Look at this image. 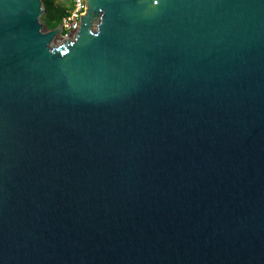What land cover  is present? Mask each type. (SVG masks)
Listing matches in <instances>:
<instances>
[{
    "label": "water",
    "instance_id": "95a60500",
    "mask_svg": "<svg viewBox=\"0 0 264 264\" xmlns=\"http://www.w3.org/2000/svg\"><path fill=\"white\" fill-rule=\"evenodd\" d=\"M42 15L0 0V264H264V0Z\"/></svg>",
    "mask_w": 264,
    "mask_h": 264
},
{
    "label": "built area",
    "instance_id": "2783aa9c",
    "mask_svg": "<svg viewBox=\"0 0 264 264\" xmlns=\"http://www.w3.org/2000/svg\"><path fill=\"white\" fill-rule=\"evenodd\" d=\"M59 3L65 4L66 11L61 17L57 29V36L65 40H72L78 31L81 18L86 11V0H56Z\"/></svg>",
    "mask_w": 264,
    "mask_h": 264
},
{
    "label": "trees",
    "instance_id": "16d2710c",
    "mask_svg": "<svg viewBox=\"0 0 264 264\" xmlns=\"http://www.w3.org/2000/svg\"><path fill=\"white\" fill-rule=\"evenodd\" d=\"M43 7V15L41 22L45 31L57 29L61 17L65 14V4L56 0H41Z\"/></svg>",
    "mask_w": 264,
    "mask_h": 264
},
{
    "label": "rangeland",
    "instance_id": "374dc122",
    "mask_svg": "<svg viewBox=\"0 0 264 264\" xmlns=\"http://www.w3.org/2000/svg\"><path fill=\"white\" fill-rule=\"evenodd\" d=\"M63 41H64V40H63L61 37L56 36V37L54 38V40L52 41L51 45H52V46H58V45H60Z\"/></svg>",
    "mask_w": 264,
    "mask_h": 264
}]
</instances>
